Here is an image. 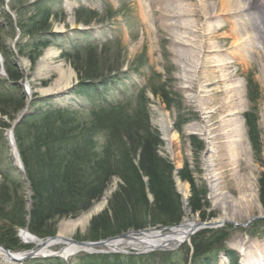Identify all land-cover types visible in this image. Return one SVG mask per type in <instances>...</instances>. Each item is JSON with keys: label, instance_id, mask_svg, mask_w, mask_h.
<instances>
[{"label": "rangeland", "instance_id": "rangeland-1", "mask_svg": "<svg viewBox=\"0 0 264 264\" xmlns=\"http://www.w3.org/2000/svg\"><path fill=\"white\" fill-rule=\"evenodd\" d=\"M37 1L23 0L21 5L25 7ZM247 1L249 7L246 11L220 17L218 13L223 10L218 0H44L39 6L59 8L65 13V18L64 21H52L51 32L56 33V36H52L50 44L31 64L26 56L16 51L17 42L21 39L22 42L27 41V38H21L19 28L15 27L17 14L9 8L11 0H0V43L22 73V77L12 83L7 79L6 72L0 70V91H3L4 85L9 87V93H14L13 87L18 86L26 95L24 107L14 119L9 120L0 112V122L10 125L4 128L0 124V184L6 182L11 185L8 189L10 196L16 198L23 195L26 208L30 203L28 183L15 163L6 135L8 129H14L20 113L25 114L38 107H69L79 109L78 118L81 121L90 120L88 109H82L85 101H82L83 92L79 91V74L60 53L62 48H70L69 41L76 40L78 46L88 45L93 48L99 66L112 67L94 80L95 84L90 86V90L93 91L94 86L101 83L109 89L106 93L115 104L129 103L130 107L136 109L145 106L147 123L161 140L157 154L171 161L178 170L186 162L192 171L195 185L205 188L203 201L207 204L201 212L212 213L210 219L222 218L224 221L220 226L209 229H224L228 232L227 240L217 251L198 257L194 262L191 260V237L195 233L189 241L173 250L134 254L138 252L134 248L109 251L106 247H97L94 253L79 252L67 260L51 257L59 258L60 262L49 261L50 257H30L13 262L0 259V264H89L84 258L90 254L108 256L107 262L115 259L119 264H197L200 260L201 264H241L243 259L249 264H264V217L254 219L264 215L259 197V179L264 173V85L261 76V72L264 73V44L262 48L255 45L244 51L237 46L228 47L232 39L220 40L221 33L228 31L232 22L240 24L255 15L254 20L248 21L249 32L252 36L259 32L264 42V5H260L257 0ZM80 7L96 12L97 19L89 25L76 23L75 10ZM33 8L34 5H30L21 12V16L25 18L31 15ZM110 11L113 16L107 18ZM5 12L14 22L13 31L8 25ZM71 22L80 24L81 28L70 29ZM57 26H64L66 31L55 32ZM220 48L223 50L219 51ZM47 51L53 53L47 56ZM226 62L229 67L225 66ZM69 71L73 73L72 79L77 80L71 89L56 95L41 96L40 89L57 84L68 77ZM249 79L252 81L250 87ZM149 83L162 86L168 91L171 98L169 103L161 95H154ZM142 91L144 99L141 101L139 93ZM256 92L257 98L252 102L249 93L253 95ZM155 105L167 114L175 133L170 144L171 153L165 148L157 125V114L153 111ZM253 107L258 117L257 153L251 146L244 119V113ZM179 120L183 123L180 132L173 125ZM191 134L199 141L201 139L206 148L203 146L195 153L190 143ZM177 178L187 185L184 196L177 189ZM172 179L180 198L181 221L185 209H188L190 216L200 219V211L192 213L188 206V182L174 175V171ZM11 180L22 186L12 189ZM143 180L146 181L147 177L144 176ZM120 182L119 177H112L102 196L89 208L76 216L59 219L55 235L62 224L78 219L104 200L103 208L92 214L84 226L75 227L64 235L67 239L96 241L86 237L90 221L108 207V199ZM146 193L151 202V194L148 190ZM3 222L0 219V224ZM18 232V229L14 232L17 241L12 247L14 251L35 249L33 243H23ZM240 246L245 249V258L239 251ZM50 248L58 251L62 245Z\"/></svg>", "mask_w": 264, "mask_h": 264}, {"label": "trees", "instance_id": "trees-1", "mask_svg": "<svg viewBox=\"0 0 264 264\" xmlns=\"http://www.w3.org/2000/svg\"><path fill=\"white\" fill-rule=\"evenodd\" d=\"M22 1L11 0L9 7L17 14L15 27L19 28L21 38H27V41L22 42L21 39L17 42L16 51L33 64L56 34L51 32L52 21H64L65 13L59 8L39 6L44 0H38L30 4L34 5L31 15L23 18L21 12L30 5L23 7ZM112 14L110 11L106 17L110 18ZM5 16L13 31V20L6 12ZM96 16V12L87 8L75 10L76 22L89 24L97 19ZM69 46V49L62 48L61 57L70 61L79 74V91L83 92L82 101H85V107L82 105L83 108H80L88 109L90 120L81 121L78 118L79 109L38 107L25 113L15 124L14 139L31 195L30 205L26 208L23 195L12 198L8 191L11 185L6 182L0 184V219L4 220L0 224V245L10 250L15 249L12 247L17 242L14 225L26 227L40 238L54 235L59 219L76 216L89 208L99 200L110 179L115 176L121 182L109 197L108 207L91 219L87 239L98 240L127 229L172 225L181 219L180 198L172 179L174 165L156 152L161 140L147 123L145 106L136 109L130 107L129 103L115 104L106 93L109 89L101 83L94 86L93 91L90 90V86L95 84L93 80L112 67L99 66L93 48L88 45L78 46L73 40L69 41ZM0 53L7 79L16 82L22 73L1 43ZM248 83L250 87L251 79ZM149 84L154 95H161L169 103L171 98L168 91L154 83ZM2 86L0 112L12 120L24 107L26 95L18 86L13 87L14 93L8 92L9 87ZM139 94L142 101L144 91ZM249 97L254 102L257 92L253 95L249 93ZM257 118L255 107L244 113L248 137L256 153L259 150ZM0 124L4 128L10 126L6 122ZM182 124L180 120L174 123L175 130L180 132ZM189 138L195 153L199 152L204 146L203 141L193 134ZM177 175L190 186L188 206L191 212L200 211L202 220L213 217L212 213L201 212L207 204L203 201L205 188L195 185L186 162ZM144 176L147 177L146 181L143 180ZM259 180V197L264 209V173ZM9 182L14 190L22 186L17 181ZM147 190L152 196L151 202L147 199ZM227 238L228 232L224 229L196 232L191 237V260L194 262L198 257L217 251ZM84 259L89 264L118 263L115 259L107 262L108 256L105 255L90 254ZM48 260L60 262L59 258ZM197 264H201V260Z\"/></svg>", "mask_w": 264, "mask_h": 264}, {"label": "bare ground", "instance_id": "bare-ground-1", "mask_svg": "<svg viewBox=\"0 0 264 264\" xmlns=\"http://www.w3.org/2000/svg\"><path fill=\"white\" fill-rule=\"evenodd\" d=\"M220 9L223 11L218 13V16L224 17L231 14L239 13L242 11H246L249 7V2L247 0H218ZM260 5H264V0H257ZM256 12V11H255ZM254 12V13H255ZM255 15L251 18L245 19L244 22L240 24L233 23L228 28V31H224L221 33L220 40L225 41L227 39H232L231 45L228 47H239L242 48L244 51L248 48L251 49L253 46H258L262 48L264 42L261 40L260 33L256 32L255 36H252L249 32L248 24L250 20H254ZM249 21V22H248ZM81 25L74 24L71 22L70 29L72 28H81ZM55 31L60 33H64L66 28L64 26H57ZM223 50L222 48L219 51ZM53 52L47 51L46 55H50ZM248 54V52H247ZM243 56H241L242 58ZM1 62V59H0ZM213 66V65H212ZM226 67H229V64L225 63ZM224 67V65H223ZM2 70V68H1ZM261 76L263 78V85H264V73L261 72ZM73 73L69 71L68 77L63 78L57 84L40 89L41 96L46 95H56L63 93L70 88L73 87L75 84V80L72 79ZM72 79V80H71ZM186 86V85H185ZM153 111L157 114V125L160 129L162 134V138L165 142V148L169 153H171L170 144L171 140L174 138L175 133L172 131L171 123L167 119V114L158 106L155 105L153 107ZM7 138L9 140V144L11 147L12 155L15 158V163H17V152L14 149V142L12 139L11 129L7 130ZM205 146V144H204ZM206 148V146H205ZM178 172V171H177ZM174 172V175L177 174ZM176 185L179 192L184 196L187 191L186 183L181 182L178 178L176 179ZM104 200L96 204L92 210L88 211L87 213L83 214L81 217L75 220H71L65 222L59 227V231L57 236L54 239H50L45 242V245L41 246V239L37 236L28 232L27 229L22 228L18 232L19 239L23 243H33L35 247V257L42 256L45 254H59L63 259H68L72 255H75L79 252H93L96 250L97 247L107 248L109 251H121L124 248H134L140 253H148L153 252L156 250H173L176 249L180 244L183 243L187 237H190L192 234L193 229L195 228L196 223L200 220L195 216H190L188 209H185V214L181 223L177 226H173L167 229H159L158 227L151 228L149 227L146 230H141L139 232H130L125 236L116 237L113 239L108 240L102 246H93L89 247L86 245H80L77 243H72L67 240L65 237V233L75 227L84 226L88 219L92 216V214L96 213L97 211L101 210L104 206ZM215 223L224 222L222 218L212 219ZM128 230V229H127ZM125 230V231H127ZM61 244L62 248L58 251L51 250V246ZM240 253L245 258V249L243 247H239ZM26 254V252H12L11 255H7L6 252L0 248V259L11 262V257H15L16 259L21 255ZM241 264H249L246 259H243ZM258 264H260L258 262Z\"/></svg>", "mask_w": 264, "mask_h": 264}, {"label": "water", "instance_id": "water-1", "mask_svg": "<svg viewBox=\"0 0 264 264\" xmlns=\"http://www.w3.org/2000/svg\"><path fill=\"white\" fill-rule=\"evenodd\" d=\"M15 147V146H14ZM16 149V147H15ZM17 161H18V168L21 172H23V166H22V162L20 160V157H19V154L17 152ZM177 171V169L175 170V172ZM264 215H258L256 216L254 219H261L263 218ZM222 223L224 222H220V223H215L214 221H211V220H206V221H203V220H199L196 225H195V228L193 229L192 233L195 232L196 230H199V229H202V228H215L217 226H220ZM177 226V225H175ZM15 228H17L16 226H14ZM172 226H164V227H161L159 229H167V228H171ZM18 229V228H17ZM148 229V227L144 228L143 230H146ZM141 231V229H132V230H127L123 233H120L118 235H115V236H111V237H108V238H105V239H100V240H96V241H78V240H75V239H67L68 241L72 242V243H77V244H80V245H86V246H89V247H93V246H102L104 245L108 240L110 239H113V238H116V237H122V236H125L127 235L128 233L130 232H139ZM57 235H54V236H50V237H47L45 238L44 240H42L41 242V246L45 245V242L50 240V239H54ZM189 237H187L185 240L183 241H186L188 240ZM0 248H2L7 255H11V253L9 252L8 249L4 248L3 246L0 245ZM35 255V250L34 249H31L29 250L26 254L24 255H21L20 257H18L17 259L15 257H11V261H23L25 259H28L30 257H34ZM42 256H60L59 254H56V253H53V254H45V255H42ZM61 257V256H60Z\"/></svg>", "mask_w": 264, "mask_h": 264}]
</instances>
